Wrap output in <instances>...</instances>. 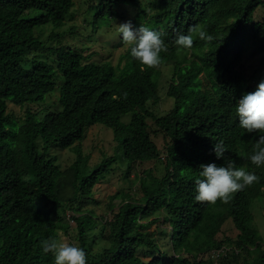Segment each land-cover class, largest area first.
I'll return each mask as SVG.
<instances>
[{
  "label": "trees",
  "instance_id": "16d2710c",
  "mask_svg": "<svg viewBox=\"0 0 264 264\" xmlns=\"http://www.w3.org/2000/svg\"><path fill=\"white\" fill-rule=\"evenodd\" d=\"M74 0H0V264H54L44 254L41 241L58 239L69 224L60 211L76 223L79 247L87 253V264H214L204 253L232 243L231 260L217 264H264L262 235L253 226L252 199L264 195V166L251 163L258 137L239 126L237 101L257 86L240 69L252 42L264 51V20L255 12L264 0H90L94 23L118 15V6L128 4L144 12L153 9L151 30L161 33L168 51L162 62H173L166 93L173 107L158 115L148 102H158L160 92L155 68L141 70L131 56V45L119 61H90L83 49L46 45L35 29L65 24ZM137 12L136 18L141 17ZM198 25L213 36L210 43L193 33L190 50L178 49V33L189 34ZM51 37L59 36L54 31ZM49 51L55 63L33 56L27 66L26 52ZM161 62V63H162ZM60 109L38 111L27 108L19 123L8 111V100L17 104L43 101L56 89ZM127 93V99L124 93ZM130 114V120L123 119ZM148 117L168 138L165 153L153 140ZM104 124L113 129L115 153L93 167L88 164L81 141L86 127ZM223 141L227 152L217 159L214 145ZM53 146L74 147L71 165L74 193L63 203L62 169ZM131 163L164 160L162 176L139 177L141 196L122 194V202L108 224V245L91 256L88 231L97 221L92 210H84L83 198L91 195L119 153ZM234 162L237 168L254 172L259 182L234 193L230 202L215 205L195 200V180L200 165ZM163 210L162 217L150 218ZM227 217L238 229L235 239H219ZM148 218L147 220H143ZM161 219L168 228L160 232L163 244L150 227ZM169 247L165 249L163 247ZM229 251V250H227ZM140 252H143L142 254ZM225 254L230 256L229 252ZM242 257V259H240Z\"/></svg>",
  "mask_w": 264,
  "mask_h": 264
},
{
  "label": "rangeland",
  "instance_id": "374dc122",
  "mask_svg": "<svg viewBox=\"0 0 264 264\" xmlns=\"http://www.w3.org/2000/svg\"><path fill=\"white\" fill-rule=\"evenodd\" d=\"M151 0H142V2L149 3ZM90 0H74V4L71 8L70 14L66 18L64 25L60 27H54L52 24L36 28L35 32L46 45L54 46L62 43L73 47L83 49L84 53L89 56L90 61L104 62L110 61L116 64L119 61V57L123 54L128 45L122 43V34L119 33V25L131 21L134 28L144 25L149 29H152L153 22H149L148 18L151 16L153 9L147 7L144 12H140L139 9L128 4H121L118 7V15H112L109 18L101 19L99 22L94 23L93 12L89 8ZM137 12L141 13L140 18H136ZM255 19L264 20V5L259 6L255 12ZM58 33L59 36L51 37V32ZM27 66H32L33 56L38 59H45L51 63H55V56L49 51H28L26 52ZM173 62H162L155 68L156 80L160 92V100L156 103L148 102L150 110L158 115L165 114L174 105L173 98L167 95L166 90L173 74ZM240 69L246 74L252 84L257 86L261 80H264V51H260L257 48L256 43L252 42L249 49L245 52L243 60L240 64ZM63 79L60 74L57 75L55 84L56 89L50 92L43 101L17 104L8 100V111L13 114L19 123L24 121L26 117L27 108L38 111L39 116H43L46 111H56L60 109L59 104V88ZM131 115L125 114L123 119L125 121L130 120ZM150 123V133L153 140L158 144L159 148L165 153L166 138L161 129H159L152 118L148 117ZM116 141L113 135V129L105 126L104 124H91L86 127L85 137L81 141V146L84 155L88 156V164L93 167L97 163L101 162L105 157H110L115 153ZM51 151L57 155V164L63 171L60 177L61 197L63 203H68V199L72 197L74 193V187L72 184L73 170L71 165L76 157V151L74 147L64 149L62 147L53 146ZM164 160H149L138 161L131 163L122 157V152L119 153L118 158L114 161L105 176L95 185L91 195L84 197L82 207L84 210H92L94 212L97 224L94 228L88 231L89 246L91 256L102 252L104 247L108 245L106 235L108 234V224L105 222V218H111L113 213L118 209V205L122 202L123 193H131L135 197H140V183L141 177L162 176L165 173ZM140 177V178H139ZM253 221L252 224L258 229L262 235L264 246V195L252 199L250 204ZM69 213H71L69 211ZM69 213L60 211V215L64 221L69 224L68 232L59 230L58 240L73 244L79 247L78 230L76 223L69 217ZM165 215L163 210L153 214V217H162ZM145 218L143 220H147ZM167 222L161 219L159 222L153 224L150 227L151 231H155L154 237L157 238L160 243L163 244V234L160 232L164 228H168ZM238 229L234 225L231 217H227L218 233L219 239H235L238 233ZM225 246H233L232 243H225ZM169 249V247H163ZM230 256L227 257L225 251H215V256L218 253L221 255L218 259L214 258L212 251L210 253H204L206 259L209 257L214 258V264L220 262V260H231V247L228 249ZM141 254L143 252H140ZM220 259V260H219ZM242 259V257H240Z\"/></svg>",
  "mask_w": 264,
  "mask_h": 264
},
{
  "label": "clouds",
  "instance_id": "9594fccd",
  "mask_svg": "<svg viewBox=\"0 0 264 264\" xmlns=\"http://www.w3.org/2000/svg\"><path fill=\"white\" fill-rule=\"evenodd\" d=\"M118 30L122 34V43L131 45V56L140 63L141 70L156 68L161 64V53L167 52L168 48L161 39L160 32L151 30L142 24L134 28L131 21L120 24ZM193 33L200 41L210 43L213 40V36L209 35L206 30L194 25L189 28L188 35L178 33L174 40L177 48L192 49ZM123 95L127 99V93ZM236 113L239 126L247 133H264V80L260 81L254 92L245 94L237 101ZM214 152L217 159L225 160L227 148L223 141L215 143ZM250 160L257 167L264 166V135L258 137L255 152ZM258 182L259 177L254 172L237 168L231 161L225 162L224 166H217L216 163L202 164L199 177L195 180L197 192L195 200L212 205H215L217 201L227 204L234 193ZM40 243L44 254L53 255L54 264H87V253L83 248L56 238L44 239ZM216 250L219 249L212 250L213 256ZM202 258H205L204 254Z\"/></svg>",
  "mask_w": 264,
  "mask_h": 264
},
{
  "label": "built area",
  "instance_id": "2783aa9c",
  "mask_svg": "<svg viewBox=\"0 0 264 264\" xmlns=\"http://www.w3.org/2000/svg\"><path fill=\"white\" fill-rule=\"evenodd\" d=\"M220 250H222V251H225V252H226V251L228 250V247H225V246H224V247H221V249H220ZM217 251L219 252V250H217ZM218 255H219V253H218Z\"/></svg>",
  "mask_w": 264,
  "mask_h": 264
}]
</instances>
